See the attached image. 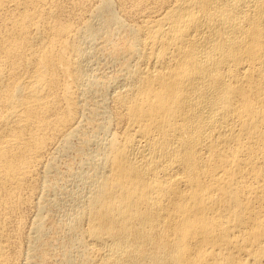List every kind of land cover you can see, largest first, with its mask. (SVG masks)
<instances>
[{"label":"bare ground","instance_id":"1","mask_svg":"<svg viewBox=\"0 0 264 264\" xmlns=\"http://www.w3.org/2000/svg\"><path fill=\"white\" fill-rule=\"evenodd\" d=\"M0 264H264V0H0Z\"/></svg>","mask_w":264,"mask_h":264}]
</instances>
